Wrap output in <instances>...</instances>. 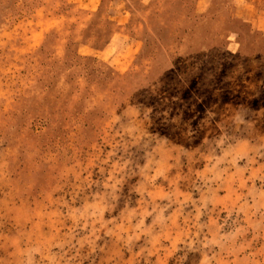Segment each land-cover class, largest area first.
Wrapping results in <instances>:
<instances>
[{"label": "rangeland", "instance_id": "obj_1", "mask_svg": "<svg viewBox=\"0 0 264 264\" xmlns=\"http://www.w3.org/2000/svg\"><path fill=\"white\" fill-rule=\"evenodd\" d=\"M0 264H264V0H0Z\"/></svg>", "mask_w": 264, "mask_h": 264}]
</instances>
